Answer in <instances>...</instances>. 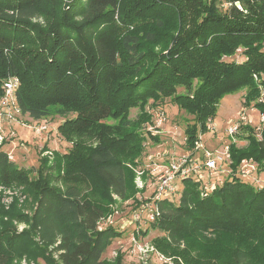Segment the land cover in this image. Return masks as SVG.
Segmentation results:
<instances>
[{"label":"trees","instance_id":"1","mask_svg":"<svg viewBox=\"0 0 264 264\" xmlns=\"http://www.w3.org/2000/svg\"><path fill=\"white\" fill-rule=\"evenodd\" d=\"M239 47L241 60L223 59ZM8 75L19 77L21 113L33 120L53 111L64 115L59 132L73 145L55 151L49 167L42 158L33 170L38 176L0 151V184L23 185L34 200L25 229L0 230V264L17 252L41 259L34 264H116L103 254L117 231L99 223L114 195L134 192L126 163L144 135L134 129L140 115L129 119L128 110L169 98L192 116L189 146L227 94L244 89L242 105L264 114V97L258 99L264 94V0H0V95ZM261 126L256 137L249 124L241 125L249 132L237 135L248 142L229 145L234 169L246 158L264 168ZM178 201L157 203L153 228L175 244L228 235L235 264H250L236 244L264 234V187L234 177L202 198L197 184L185 180ZM15 208L0 207L1 218H18Z\"/></svg>","mask_w":264,"mask_h":264},{"label":"rangeland","instance_id":"2","mask_svg":"<svg viewBox=\"0 0 264 264\" xmlns=\"http://www.w3.org/2000/svg\"><path fill=\"white\" fill-rule=\"evenodd\" d=\"M42 19H44L43 15L38 17L36 21H42ZM147 26L148 24H145L143 28ZM164 30L166 28L162 31ZM241 51L242 48L239 47L236 49L235 54L223 56V59H235L239 61L243 57ZM254 79L258 80L257 76H254ZM178 90L182 91L179 88ZM244 93V89L239 90L225 95L220 100L216 116L214 117V123L218 129L223 130L228 120L237 117V112L244 107L242 105ZM262 97H264L263 92H261L258 99ZM152 105H160L166 112V123L160 130L155 128ZM242 113L245 117L243 124H249L251 132L256 137L259 136L261 125L264 124V118L261 119L263 117L262 113L253 106H245ZM71 115L69 114V116ZM138 115H140V122L134 126V129L141 135H144V138L141 141L140 151L133 158V161L126 163L133 170L134 192L126 198H118L114 195L112 201L107 204L101 224L105 226H109L110 224L117 231V234L106 248L103 258L116 264L118 262L121 264H235L236 255L234 247L230 248L228 245L230 241H233L231 239L233 237L228 235L209 234L208 241H203L201 238L196 237L193 241L187 242L184 239L175 244L164 230L153 228L151 223L147 222L145 225L138 227V229L134 228L135 225L132 221L134 208L140 200H145L150 195L151 187L147 188L150 184V179L146 173L147 157L152 156V154L158 151L169 150L168 148L172 146V139L166 133V129L171 130L173 128L171 132H176V129L184 132L188 125L193 124L192 116L182 110H178L176 104L172 103L169 98H164L163 100L149 98L143 107L134 106L128 110L127 117L129 119L136 118ZM16 116L19 123L15 121L8 122V127L1 130L0 151H5L10 155L11 160L14 161V164L18 168L29 170L28 174L30 176H38V173L33 172V170L35 171L39 168L42 158H47L46 167H49L54 163L55 151L64 153L72 147L73 141L66 140L62 133L59 132V125L65 120L64 115L53 111L47 117L40 118L41 120H36L35 122L26 114ZM44 121L48 125V130L36 135L32 129V125L38 122L43 123ZM149 127L153 128L149 129ZM153 130H158V132L154 133ZM247 132L249 131L245 129L241 131L240 128L238 134L245 136ZM202 133L204 134V138H206L208 146L216 144L215 139L207 135V132L204 131ZM239 135L226 141L230 144L233 142L238 147H241L248 140L246 138L243 139ZM230 166L233 168L231 162ZM48 171L49 169L47 168L44 174L47 175ZM258 174L261 177V182H264V168H261ZM50 182L56 185L60 184L59 180L52 178H50ZM140 182L143 185L142 187L139 186ZM23 187V185L8 186L0 184V207L4 211L16 207L13 211L17 209L21 214L20 216L15 215L19 219L10 218L7 215H3L1 218L0 211V230L10 228L12 231L18 233L27 227L25 217L31 214L34 200L30 194L23 192ZM179 198L174 203L179 202ZM236 245L242 247L245 253H247L248 263L262 264L264 262V234L257 239L246 240L243 245L238 243ZM200 249H204L209 253H215V255L200 257L195 251ZM216 250L218 252H215ZM33 259L20 255L17 252L8 257L9 262L7 264H34V260L36 259L41 262V259L38 257ZM208 260H212L211 263H207ZM4 264L6 263L4 262Z\"/></svg>","mask_w":264,"mask_h":264},{"label":"built area","instance_id":"3","mask_svg":"<svg viewBox=\"0 0 264 264\" xmlns=\"http://www.w3.org/2000/svg\"><path fill=\"white\" fill-rule=\"evenodd\" d=\"M256 76V75H254ZM20 80L17 75H8L2 79L0 95V139L1 130L8 127L7 123L15 121L19 123L16 115H20L21 110L18 105L17 91ZM244 107L237 112L235 119H230L226 127L220 130L214 123V118H208L206 121L207 135L215 139V145L208 146L206 138L201 130L196 134V138L191 146L186 140L185 131L176 132L166 129V133L172 139V146L169 150L158 151L152 156L147 157L146 173L150 179V195L145 200H140L132 213L134 228L150 224L159 215L157 203L162 200L175 201L184 187V181L190 180L197 184L200 197L209 196L217 187L221 186L226 180L234 177L248 182L256 189L264 187L261 177L258 174V164L251 158L242 159L239 165L234 169L230 166L231 158L229 152L230 143L227 139L234 138L244 123ZM152 114L154 116L155 128H162L166 123V112L160 105H152ZM264 118V114H262ZM41 120V119H39ZM36 120H34L35 122ZM153 127H149L152 129ZM36 135L42 134L48 130L45 123H36L32 125ZM157 133L158 130H153ZM1 143V141H0ZM8 155V154H7ZM11 160L10 155H8ZM142 187V183H139ZM145 216V217H144ZM148 218V219H146ZM110 225V224H109ZM107 226V225H106ZM99 227L105 225L99 223Z\"/></svg>","mask_w":264,"mask_h":264},{"label":"water","instance_id":"4","mask_svg":"<svg viewBox=\"0 0 264 264\" xmlns=\"http://www.w3.org/2000/svg\"><path fill=\"white\" fill-rule=\"evenodd\" d=\"M236 5L239 6V2H236Z\"/></svg>","mask_w":264,"mask_h":264},{"label":"crops","instance_id":"5","mask_svg":"<svg viewBox=\"0 0 264 264\" xmlns=\"http://www.w3.org/2000/svg\"><path fill=\"white\" fill-rule=\"evenodd\" d=\"M243 58V57H242ZM242 58H240V59H242Z\"/></svg>","mask_w":264,"mask_h":264}]
</instances>
